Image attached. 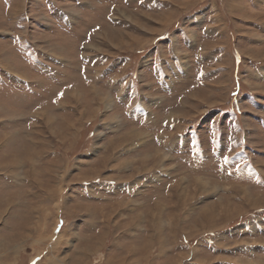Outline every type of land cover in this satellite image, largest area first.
Listing matches in <instances>:
<instances>
[{
  "label": "rangeland",
  "instance_id": "rangeland-1",
  "mask_svg": "<svg viewBox=\"0 0 264 264\" xmlns=\"http://www.w3.org/2000/svg\"><path fill=\"white\" fill-rule=\"evenodd\" d=\"M0 264H264V0H0Z\"/></svg>",
  "mask_w": 264,
  "mask_h": 264
},
{
  "label": "bare ground",
  "instance_id": "bare-ground-1",
  "mask_svg": "<svg viewBox=\"0 0 264 264\" xmlns=\"http://www.w3.org/2000/svg\"><path fill=\"white\" fill-rule=\"evenodd\" d=\"M19 166V165H18ZM207 213V212H206ZM196 234V233H195Z\"/></svg>",
  "mask_w": 264,
  "mask_h": 264
}]
</instances>
